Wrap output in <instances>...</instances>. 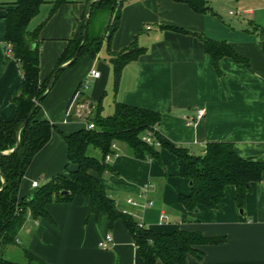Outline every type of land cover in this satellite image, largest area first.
Wrapping results in <instances>:
<instances>
[{"label":"crops","instance_id":"1","mask_svg":"<svg viewBox=\"0 0 264 264\" xmlns=\"http://www.w3.org/2000/svg\"><path fill=\"white\" fill-rule=\"evenodd\" d=\"M15 1L0 0V117L4 121L15 115L12 97L22 80L20 66L7 54L5 41V16ZM55 1L46 0L27 26L30 32L39 30L41 82L51 75L69 41L80 33L88 5L87 0H65L54 8ZM217 1L207 0L211 11L196 14L172 0H125L117 31L109 38L92 36L101 38L96 56L84 55L65 68L42 100L35 120L48 121L54 130L26 170L19 200L35 194L34 182L40 187L64 176L67 167L74 170L68 164L62 135L86 127L70 115L78 94L87 99L90 109L100 103L102 117L113 114L115 103L159 112L155 131L160 138L194 156H201L208 143L224 142L231 143L240 158L264 162V0H220L236 9L230 15L235 21L228 24L219 14ZM200 37L224 43L239 61L223 57L215 69ZM133 43L142 53L122 68L115 85L111 54ZM91 71L99 76H90ZM84 83L86 89L77 92ZM198 109L204 110V117L187 125L186 120L193 119ZM157 149L158 158L140 160L131 157L123 144H116V154L107 163L109 170L98 177L116 208L152 233L182 230L225 239L222 244L196 247L197 254H186V264H264V173L261 182L250 185L242 214L232 186L225 188L216 209L198 207L190 212L178 202L179 195L190 193V182L180 176L176 156ZM146 184L151 186L147 199L153 205L142 208ZM46 211L45 219L27 214L17 243L5 251L7 261L14 254L24 257L27 251L43 264H143L123 222L109 227L105 215L89 214L87 200L77 197L69 203H50ZM106 235L112 236L113 244L103 249L98 243Z\"/></svg>","mask_w":264,"mask_h":264},{"label":"trees","instance_id":"2","mask_svg":"<svg viewBox=\"0 0 264 264\" xmlns=\"http://www.w3.org/2000/svg\"><path fill=\"white\" fill-rule=\"evenodd\" d=\"M65 0H56L54 8ZM94 0H87V3ZM187 5L196 14L211 11L207 0H172ZM46 0H16L5 16V41L11 46L12 58L19 64L22 80L16 89L12 102L16 111L13 119L4 121L0 117V264H10L5 258L8 247L15 245L18 231L30 213L35 219L47 218L46 206L50 203H69L75 198L88 201L89 214L107 217L109 227L121 220L130 233L134 245L139 251L143 264H186V254H197L196 247L218 245L224 238H207L199 232L177 230L171 234H156L147 229H140L129 215L121 213L114 201L106 194L98 177L109 170L105 156L112 152V144H123L127 153L135 159L149 156L158 158L157 148L167 149L176 156L180 176L191 183L188 195H179L178 202L187 210L195 211L198 207L216 209L224 198L225 188H235V203L242 210L245 197L252 183L262 181L264 162L240 158L231 143H208L201 156H194L182 147L167 144L155 131L154 136L159 146L147 144L142 137L149 130H155L160 122L159 112L115 103L111 116H101L100 103L92 109L87 119L94 129H79L69 135H62L67 146L68 164L74 170L57 176L37 188L35 194L27 200H19L20 182L34 156L47 144L54 130L48 121H36L35 116L41 110L37 100L46 96L48 84L53 77L51 88L59 74L67 67L73 66L81 57H95L101 45V38H89L91 19L99 10H116L112 25L107 26V38L117 31L120 25V12L125 0H100L91 4L88 13L89 25L87 38L80 49L76 61L59 70L62 62L70 61L81 44L86 13L82 19L81 31L69 41L66 51L59 58V63L51 75L43 82L39 81L40 42L38 29L27 30L29 22L38 14ZM165 28L182 32L175 27ZM184 32V31H183ZM186 33V32H185ZM205 53L209 55L217 69L218 60L229 57L235 61L239 58L224 43L214 42L200 37ZM264 52V42H261ZM142 49L132 44L123 51L111 54L114 83L118 82L122 68L135 60ZM50 88V89H51ZM82 86L77 92H80ZM45 98V97H44ZM42 102V101H41ZM34 111L28 123L21 128L23 121ZM18 139V140H17ZM18 143V147L13 150ZM88 147L98 150L100 157L88 156ZM13 150V151H12ZM4 152H7L3 154ZM96 173L97 177L93 176ZM24 259L29 264H43L24 251Z\"/></svg>","mask_w":264,"mask_h":264},{"label":"rangeland","instance_id":"3","mask_svg":"<svg viewBox=\"0 0 264 264\" xmlns=\"http://www.w3.org/2000/svg\"><path fill=\"white\" fill-rule=\"evenodd\" d=\"M217 5L219 7L218 8L220 12L219 14L226 24L235 21L234 20L235 16H230L233 15L234 12L236 11L232 3H228V1L219 0L217 1ZM115 14H116V10H113L112 12L107 10L97 11V13H95L91 19L89 38H92V36L94 35L107 36L108 33L107 26L112 25L115 18ZM70 115L71 118H73L74 120H79L80 122H83L85 124L90 123L87 119L92 115V109L89 108L88 101L85 97H83L80 94L75 96L73 101V106L71 107ZM86 154L91 157L92 156L97 157L99 152L98 150H95L92 147H88ZM23 263H25V259L22 255L19 256L17 254H14L12 258H10V264H23Z\"/></svg>","mask_w":264,"mask_h":264},{"label":"built area","instance_id":"4","mask_svg":"<svg viewBox=\"0 0 264 264\" xmlns=\"http://www.w3.org/2000/svg\"><path fill=\"white\" fill-rule=\"evenodd\" d=\"M232 14V13H231ZM7 54L10 56L11 55V46L9 44H7ZM90 76L94 77V78H97L99 76V73L98 72H95V71H91L90 73ZM82 88L83 89H86V83H84L82 85ZM205 115V112L203 109H198L195 113V116L193 119H187L186 120V124L187 125H194L196 122L200 121ZM86 128L88 130H92L94 129V125L92 123H88L86 124ZM154 133H155V130H149L145 133V135L142 137V141L147 143V144H150V145H154L156 147L159 146V142H157V140L155 139V136H154ZM111 150L112 152L108 153L105 158H104V161L105 163H108L110 161V159L115 156L116 154V144H112L111 145ZM32 187L37 189L39 187L38 183L37 182H34L32 184ZM151 191V186L146 184L143 186V189H142V193H141V196L145 199V202L140 205V207L144 208V207H151L153 205L152 201L148 200L147 199V194ZM128 204L130 205H133V206H136L137 204L132 201V200H128L127 201ZM138 206V205H137ZM165 219V215L164 213L161 214L160 216V220L163 221ZM140 229L143 228V225L142 224H139L137 225ZM15 242L17 243V239L15 240ZM113 244V238L111 235H106L104 237V239L102 241H100L98 243V246L100 248H107L109 246H111Z\"/></svg>","mask_w":264,"mask_h":264},{"label":"water","instance_id":"5","mask_svg":"<svg viewBox=\"0 0 264 264\" xmlns=\"http://www.w3.org/2000/svg\"><path fill=\"white\" fill-rule=\"evenodd\" d=\"M97 1H100V0H94V1H91L88 3L87 5V9H86V19H85V22H84V27H83V33H82V41H81V44L80 46L78 47V49L76 50L74 56L72 57V59L67 63V65L69 64H72L76 61L78 55H79V52H80V49L82 48V45L83 43L85 42L86 38H87V31H88V25H89V19H88V13H89V8L91 6L92 3L94 2H97ZM63 68V67H60L59 70ZM52 82H53V77L51 78V80L49 81V84H48V90H50L51 88V85H52ZM45 95L40 97L37 102H36V105H39L41 103V101L44 99ZM34 111L35 110H32L30 112V114L26 117V119L23 121L22 125H21V128H23L27 123L28 121L31 119V117L33 116L34 114ZM18 140V139H17ZM18 147V143L16 144L15 148L13 150H15L16 148ZM12 150V151H13ZM5 154V153H3ZM190 186H191V183H190ZM242 210L239 211V214H242Z\"/></svg>","mask_w":264,"mask_h":264}]
</instances>
